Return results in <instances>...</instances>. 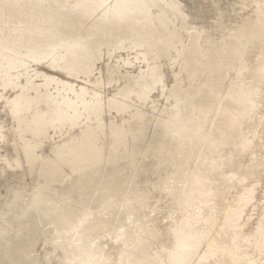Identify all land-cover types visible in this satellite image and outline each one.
I'll return each instance as SVG.
<instances>
[{
  "label": "bare ground",
  "instance_id": "6f19581e",
  "mask_svg": "<svg viewBox=\"0 0 264 264\" xmlns=\"http://www.w3.org/2000/svg\"><path fill=\"white\" fill-rule=\"evenodd\" d=\"M239 1L241 2L242 0ZM256 9H258V7ZM151 10L158 11V15L153 17ZM183 14L184 7L176 0H58L56 4H51L48 0H0V88L3 92L7 90L11 92L19 91L14 97H7L5 99H7V104H10V108L12 109L11 113H13V117L16 121L19 119L25 121L22 116L28 115V123H18V126H20L19 128L21 129L24 128V130L29 131L30 129L33 132V137H31L26 145H23L27 152V156L26 154L25 156L29 163H31L29 166L32 168V174L34 175L36 171H40L38 175L43 181L42 186L34 190L32 198L27 195L28 192H15L11 202L5 205L7 212L1 215V219L2 221H6L8 226H5V230L0 231V257L7 256L10 259V264H35L36 262L37 264H42L38 258L33 257L35 256L34 247L37 238L40 236L41 226L50 225L54 230L57 229V236L61 237L59 238V248L65 250L66 253H74L73 258H77V254L79 258L80 255L85 256L81 259L85 258V260H87L86 257H89L90 264H108L106 262H101L107 259L108 262L111 260L110 258H114L111 260L112 264H178V260H173L175 259L174 257H167L161 261V257L148 253V244L153 246L154 241L148 238L149 236L147 234L144 236L140 234L139 236V232L137 233L136 231L140 226L139 215L143 214V217L145 215L147 199L139 202V199H137L140 197L139 190L130 189L129 184H122V182L129 179L127 176H124L125 180H121L122 176L118 171L115 172H118L117 174H109L104 180L101 179L102 166L105 161L104 155H106L107 165L115 163L114 165L118 166L122 164V160L116 161L117 153L111 155L117 148L114 150L113 148H109H111L112 145L114 147L117 144H126V141L130 139H132L134 143L139 144L138 139L140 140L145 136V129H143V127L146 124L145 121L150 120V118L148 119L143 111L148 107V104H150L148 101L157 89L161 87L163 89L165 86L166 77L163 73L164 65L162 64L164 60L172 64H181L179 65L181 70L174 74L173 82L169 89L168 99L173 100L171 101L172 105L163 113L167 116L164 120L165 126L167 127L164 130L165 140L169 141L168 147L172 153L167 161H170V165H172L170 166L172 167L171 170H178V176L172 179L174 180L173 182L177 180V182L181 183V187L188 185L187 181L191 180L189 177L192 175L191 173L194 169H196L195 156H197V154H202V149L205 148L202 146V144L205 143V141L204 143H202L203 140L201 141V139H203L202 137H204L202 133L204 132L206 135L209 128L212 127L213 124L215 125L213 118L220 112L219 103L227 107L225 104L230 98L228 97L226 99V94L223 95L221 89L224 90L222 84L224 85L226 82H224L223 78L224 76L226 78V72L230 70L229 68L235 67L236 70V67H240L243 71H245V68H248L249 71L247 74H250V78L244 76L245 78L243 77V79H240V84L242 83L245 87L257 92L256 94L253 92L251 95H244L240 91L242 94L241 100L237 104L231 100L232 103L236 104V106H233V108H236L234 110L235 113L244 112L242 114L247 113L249 117L255 110L254 105H256L249 103H255V98L257 99L258 94L263 92L261 89H264V75H260V72L264 70V56L258 58L255 55L257 51H259V53H264V49L260 50V47H264V21L260 23L261 20L259 19L258 21L256 15L247 12L245 14L247 17L244 16L242 18L243 20L239 18L241 23L244 21L243 27H240L244 29V32L242 31V33H239V36H237L238 31L237 34L235 33L234 36H230L231 39H229L228 36L223 35L222 32L221 34L223 36H219L214 31L216 30V23H218V21L220 22L221 30L224 28L225 19L227 20L229 18L227 10H223L222 13L216 14L213 18L215 25L211 28H204L205 30L187 29L186 23L190 19ZM169 16L171 17L169 18ZM174 18H176L177 22H173ZM177 23H181L180 27L177 26ZM104 48H106L107 56L112 58V60L118 54L128 57L126 60L122 57L119 61H121L126 68H135L139 71L133 74L127 70V74H122L119 67L111 69L109 73L110 82H116L119 85V82H122L124 78L128 82L124 83V86L127 84L124 90L122 89L119 91L118 96L121 97L119 99L123 101L116 99L108 103L109 110H115L118 116H122L120 120H111V126L102 125V118H104L102 112L105 110L106 104L101 102L103 95L94 89L100 85L98 83L96 84V81H91L95 63L102 60ZM178 49L179 51L182 50L184 55H179L175 59H172L171 55L174 53L176 54ZM122 50L125 54L122 53ZM131 56H135V61L143 62L145 68H141L143 67V64H141V67L138 69L134 60L129 61ZM45 63L48 64L49 67L76 79H85L89 76L88 79L91 84H89L87 88L81 87L80 89H75L74 85L70 83L58 80L53 76L37 73L36 70L33 69L35 65ZM106 65L107 68L110 67V63ZM98 67L99 65L95 68L97 69ZM232 75L233 77H230L228 74V80H225L228 81V85H225L226 92L228 87L230 89V85H236V82H239H234L236 73L234 74L233 72ZM21 78H24V80H20ZM37 79H40V82H38L39 84L35 83ZM116 79H118V81H115ZM186 85L188 86L185 87ZM240 87H242V85ZM249 89L248 91L251 92ZM31 91L34 94L30 95ZM3 92H0V99L4 98L2 95ZM236 93L239 94V92ZM261 95L264 94L261 93ZM88 97L94 98L95 103L89 101L91 98L88 99ZM58 99H61V101H58ZM259 103L261 104L260 101ZM90 104L92 109L89 108ZM100 109L101 111H99ZM218 109L219 112L217 113ZM95 112H97V117L95 116L94 119H90ZM227 112H229V110H226L225 113ZM84 115H86L85 118ZM226 118H228L227 115ZM86 119L97 124H89L92 126L89 131H84L87 129L86 126L81 127L78 131H74L69 134L67 138L59 141L56 145L52 144V142L50 143L51 149H54L52 152L57 154L54 155V159H51L50 163H46V159H44L43 156L37 154L33 155V151L36 147L38 148V145L44 141V139L45 141L50 140V131H48L50 128H48V126L52 129L57 128L59 130L63 128L72 129L71 127L73 125H78L80 121ZM219 119L222 118L219 117ZM223 121L224 120H222V122ZM12 122L17 125L14 121ZM159 123H162V119L159 120ZM227 123L229 124V122ZM224 124H222L223 127ZM256 125L257 124H255V126ZM108 127L110 130H107ZM214 129L217 130V127ZM262 129L261 126L260 132ZM214 132L215 131H213V133ZM260 132L257 133L258 136ZM219 136L220 135H218L217 138ZM24 141L25 140H23V142ZM211 143L212 142H210V144ZM129 148L131 150L130 146ZM235 153L236 152H234V155ZM109 155L111 156L109 157ZM120 157L125 158L127 155L123 154ZM36 158H39V160ZM234 158L236 159V157ZM172 160H174V162ZM56 161L60 163L64 162L65 165L74 168L76 174L71 173V175L64 178V181H67L66 179L72 175L73 177L74 175H78L80 178L79 181L75 182V184H79L75 186V189L69 192L62 191L60 195L56 192L53 193L55 191V186L52 185L57 170L56 167L51 164L56 163ZM190 161L192 163L191 168L187 169L189 165L187 162ZM227 164H230V162ZM103 170H106L105 166ZM135 170L136 168L133 167L131 172L132 177ZM206 174L207 173L204 175ZM227 176L228 175L225 174L223 183H227ZM190 182L192 183V181ZM171 184L172 183L169 185ZM236 187L238 186L236 185ZM224 188L225 187L222 186L219 190L214 191H216V194L220 193L224 195ZM175 190H177V188ZM202 191L203 195L200 194L199 197L195 196L197 199L187 203V207L191 208L192 212L196 203H206L210 195L206 193V190L204 191L202 189ZM192 192L193 191H191V195ZM65 193L68 194V196L66 195L67 197L63 196ZM74 194L78 196L74 198L72 196ZM163 194L159 195L160 199L164 198ZM178 194L176 193V196ZM184 199H186V197ZM94 200L108 206L114 205V207L112 210L108 207L107 211H109V213L97 211L96 214L99 216L101 215V218H96L95 214H92V212L88 210L90 208L89 203L93 204L91 202H95ZM134 201L138 204L135 203V205H133ZM180 201L182 202V200ZM87 206L89 207L88 209ZM216 209L224 211L228 208L217 206ZM170 210L171 208L169 209V206L166 205L160 210V214L167 215ZM122 211H131L130 213L138 215L135 217L137 219L135 221V223L137 222L136 225H130V228L126 231L129 233L128 236H130V238L128 237L127 241L121 245L117 243L120 247H115L114 249L116 250L113 249L114 251L111 250L112 252L109 251L104 253L102 250L103 254L100 256L99 252L101 246H96V240L100 235V230H104V228L105 230H112L115 228V232H117L119 230L118 228H125L126 220L127 218L129 219V215L128 217L126 215V218L124 215L123 217H119L122 215ZM199 212V210H196L192 214L198 215ZM232 212L233 211H231V213ZM226 213L227 211H224V213L219 214L223 217L220 222H223L224 225L219 223V225L213 229V225L216 222L209 217L206 218V221L200 226L198 225L199 231L197 230L198 228H196V232L200 233L199 236L202 238L204 236L203 232H208L209 228L213 227L212 230H215L211 232L213 236L211 237L210 235L207 241L204 240L206 244H203V246L206 245V248L208 247V249H210L216 246V244H220L221 247L219 248H221V250L218 252L224 253L223 257L220 259L221 261L219 260L220 264L230 261L229 259H231V257H225L227 253L233 251V248L230 247L234 245V239L232 242V238L228 236L229 239H227L222 235L224 234L227 236L228 233L225 231H230L231 227L234 226L232 221L226 219ZM158 217H160V215ZM229 218L231 220L234 219L232 216H229ZM180 221L181 218L173 227H177L175 233L181 230V228L183 229V226H186L183 224V226H181ZM227 223H229L228 227ZM159 226L160 227L153 233V237L157 236L159 238L158 244L170 249V245L173 243L174 238H167L168 227L166 225L160 224ZM195 227L196 226H193L192 229H189L190 232ZM144 229V231L151 234L150 230L153 228H151L149 232V228L147 230L146 228ZM233 233H231V235ZM179 234L181 236L180 231ZM207 236L209 235L207 234ZM138 237L139 240L137 239ZM186 237L188 238V236ZM228 240L230 241V247L227 245V247L225 246L223 248L221 244L226 243ZM187 241H185L186 244ZM128 242L131 246H124V244H128ZM136 242L138 245L135 244ZM176 242L178 241L176 240ZM201 242L202 241H200V244H202ZM178 244L180 245V243ZM236 244L237 242L235 246H237ZM193 247H195V245ZM193 247L190 248L192 249ZM202 249L204 248H201V250ZM111 253H114L115 256L110 257ZM233 254L237 256L236 253ZM103 255H106V258L104 256L103 259ZM177 255L176 253V256ZM70 257H72V254ZM153 258L156 259L152 260ZM61 262L62 261H60V263ZM79 262H81V260ZM231 262L234 264L233 261ZM74 263L76 264L77 262L75 261ZM44 264H46V261H44ZM54 264L58 263L55 262ZM237 264L244 263L238 261Z\"/></svg>",
  "mask_w": 264,
  "mask_h": 264
},
{
  "label": "rangeland",
  "instance_id": "374dc122",
  "mask_svg": "<svg viewBox=\"0 0 264 264\" xmlns=\"http://www.w3.org/2000/svg\"><path fill=\"white\" fill-rule=\"evenodd\" d=\"M48 1L51 4L58 3V0L57 1L56 0H48ZM176 1H178L180 3V5H182L184 7V14L186 15L187 18L190 19L186 23L187 29H204L207 27L211 28L213 25H215L214 21H213V18L215 17V15L222 13L223 10H227L228 14H229V18L227 20L225 19L224 28L221 30L220 22L218 21V23H216V25H217L216 30H214V31L219 36L227 35L229 39H231L230 36H234V34L235 33L237 34L238 31L239 32H238L237 36H239V33H242V31L244 32V29H242L240 27H243L244 21H242L243 20L242 18L244 16L247 17V15H245L247 12L256 15L258 21H259V19L261 20L260 23H262L264 21V18H263L264 17V4H263L264 0H262V1H260V0H253V1L252 0H242L243 2L242 1L240 2L239 0H213V1L212 0H176ZM246 1H247V3H246ZM243 3H244V5H243ZM257 7H258V9H256ZM231 8H232V10L235 8L233 10L234 12L231 10ZM151 14L154 17V16L158 15V11H152L151 10ZM262 14H263V16H262ZM170 17L171 16H169V18ZM239 18L242 19L241 20L242 23L239 21ZM167 19H168V17H167ZM145 20H147V19H145ZM173 22H177L176 18H174ZM177 24H174V25H177L178 27H180L181 23H177ZM172 29H173V27H172ZM232 29H233V31H232ZM236 29H237V31H236ZM221 32L223 35L221 34ZM263 34H264V28H263ZM179 49L176 51L177 52L176 54L174 53L171 55L172 59H175L179 55H181V56L184 55L182 50L179 51ZM263 49H264L263 46L260 47V50H263ZM122 53L125 54V52H123V50H122ZM102 55H103L102 60L95 63V67L98 65H99V67L97 69L94 67V72H93L94 76L91 75V81L92 82L96 81V84L98 83L100 85L98 87H95L94 89H96V91H98L100 94L103 95V99L101 100V102L106 104V106L104 108L105 110L102 112V115L104 114V118H102V125L103 126L104 125L105 126L106 125L111 126L112 125L111 120H115V121L120 120V118H122V116H118L116 113L115 114L109 113V111L111 109L109 110V107H108L109 104L108 103H109V101H115L116 99L121 98L120 96H118L119 91H121L122 89L124 90V87L127 86V84L124 86V83L127 82L125 80V78L123 80L121 79L122 82L120 81L119 85L116 82H110L109 73L111 72V69L119 67V69H121V71H122L121 72L122 74H127V70L129 72H132L133 74H135L136 72H139V71H137V69H135V68H132V69L126 68L122 64V62L119 61L120 58H122V57L125 60L128 59V57H126V56L118 54L112 60V58L107 56L106 48L103 49ZM255 55H256V57L259 58V57L264 56V53H259V51H257V53H255ZM134 57L135 56H131L129 61L134 60L135 65H137V67L139 69L141 67L140 65L143 64V62L135 61L136 59ZM171 58H170V60H171ZM108 63H110L109 68L106 67L107 66L106 64H108ZM170 63L171 62H168L165 60L163 61V63H162L164 65L163 73L166 77V80L164 83L165 86L163 87V89H162V87L157 89V91L152 95V97L148 101V103H150V104H148V107H146L145 110L143 111L147 115L148 119L150 118V120L145 121L146 124L143 127V129H145V131H144L145 136L140 140L138 139L139 144L134 143V141L132 139H130V140L126 141V144H123V145L117 144L114 147L112 145L111 148H109V149H112V148H113V150L115 148H117V149H115L111 153V155H115L117 153L118 155L116 157V161L122 160L121 161L122 164H120L118 166H115L114 165L115 163L107 165L106 155H104L105 161H104V164L102 166L101 179L104 180L109 174H117L119 172L120 175L122 176L121 180H125L124 176H127V178L129 179V180H125V182H122V184H125V183L129 184L130 189L133 188L135 190H139L140 197L137 198V199H139L138 200L139 202L141 200L147 199L146 202H147L148 207L146 206V211H145L144 217H143V214L139 215L140 216L139 217L140 218L139 219L140 226L137 228L136 231H137V233L139 232L138 233L139 236H140V234L141 235L143 234L142 236L147 234L149 236L148 238H150L152 241L155 242V243L153 242V244H154L153 246H151V244H148V246H149L148 247V253L151 255L153 254L154 256L156 255L158 257H161L160 258L161 261L167 257H169V258L174 257L175 259H173V260H176V261L178 260L177 261L178 264L179 263L186 264V261H187V264H220L219 260L224 255V253L222 254V252H218L221 250V248H219V247H221L220 244H216L217 247L216 246H214L213 248L209 247L210 249H208V247L206 248V245L203 246V244H206V242L204 243V240L207 241V239L211 235V232L215 231V230H212V228L214 227L213 229H215L219 225V223L223 224V222H220V220H222L223 217H222V215H219V214H222V213H224V211H227L226 219L227 220L229 219L234 224V226L231 227L230 231H228V232L225 231L226 233H228L227 236L222 234L227 239L232 238V242L234 239V245L232 247H230V243H229L230 241L229 240L226 241V243H223L224 245L221 244L223 246V248L225 246L227 247V245L230 248H233V251L227 253V256L225 257V258L231 257V259H229L230 261H228L227 263L230 262L229 264H233L231 262V261H233L234 264H237V262L240 261L244 264H264V169H263L264 168L263 167L264 166L263 165L264 164V117H263V115H264L263 114L264 113V107H263L264 106V95H261V93L264 94L263 93L264 89H261V91H263V92H260L258 94L257 99L255 98V100H254V101H256L255 103H249V104H256V105H254V109H255L253 111L254 113L252 112L250 114L251 116L249 115V117H248L247 113L242 114L244 112L235 113L234 110L236 108L235 107L233 108V106H236V104L241 100V95L242 94H244V95L250 94L251 95V94H253L254 90L249 89L248 87H245L242 83L240 84V82H241L240 79L241 78L243 79L244 76L247 78H250V74H247L249 71L248 68H245V71H243L240 67H236L237 68L236 70H235V67L229 68L230 70L227 71L228 73L226 72V78H225V76L223 78L224 82H226V83H224V85L222 84V86H224V90L221 89V91H223V95L226 94V99L228 97L230 98L226 101L225 105H227V107L224 106V104L220 105V104H222V103H219L220 101L218 102L220 112L218 109L217 113L219 112L218 113L219 115L216 114L215 117H217V118H215V117L213 118V121L215 123V125H214L212 122L213 129H212V127H210L211 129L209 128V131L206 132L207 133L206 135L204 132L202 133V136L204 135V137H202L203 139H201V141L203 140L202 143H204V141H205V143H204L205 145L202 144L203 148L204 147L205 148L202 149V152H201L202 154L196 153L197 156H195V159L199 160V161L197 160L198 162L195 160L196 169H194V171H193L194 173L193 172L191 173L192 177L191 176L189 177V179H191V180L187 181L188 185L187 186L183 185L184 187H181L182 186L181 183L177 182L176 179H175L176 180L175 181L176 183H175V182H173L174 180L172 179L173 177L178 176V173H177L178 170L177 169L171 170L172 167H170V166H172V165H170V161H167L172 153L168 147L169 141L165 140V133H164V130L167 128L165 126L164 120H165V118H167V116L164 115L163 113H165L167 108H169L172 105L171 101H173V100L168 99L169 98L168 97L169 89H170L171 84L173 82L174 74L181 70V68L179 67V65H181V64H176V63L170 64ZM168 65H170V68ZM141 68H145L144 64H143V67H141ZM33 69L36 70L37 73H43L44 75L53 76L58 80L70 83V84L74 85L75 89H80L81 87L87 88V87H89V84H91L90 80L88 79L89 76H88V78H85V79L84 78L76 79L74 77H71L67 74H64L58 70H55V69L49 67L48 64H46V63L40 64V65H35V67ZM239 69H240V71H239ZM95 70H97V71H95ZM231 70H232V72H231ZM261 70H262V68H261ZM233 72H234V74L236 73L234 82H236V81H239V82H236V85H230L231 90L227 86L228 90L226 92L225 85H228L227 84L228 81H225V80H228L227 79L228 74L230 77H233V75H232ZM261 72H260V75L261 76H262V74L264 75V70H262ZM238 74H240V75H238ZM242 74H243V76H242ZM236 76H238V77H236ZM20 80H24V78H21ZM115 81H118V79H116ZM38 82H40V79H37L35 83L39 84ZM87 82H89V83H87ZM241 85H242V87H240ZM187 86L188 85H186L185 87H187ZM235 86H237V87H235ZM248 89L251 90V92L248 91ZM240 91L242 94L240 93ZM0 92H3L1 90V88H0ZM18 92L19 91L11 92L10 90L4 91L2 94L4 98L0 99V231L5 230V226H8L6 221H2L1 215H3V213L7 212V208L5 207V205H7L9 202H11V199L13 198L14 193L15 192H28L27 195H29V197L32 198V194H33L34 190H36V188H39L40 186H42V183H43V181L40 179V177L38 175V173L40 171H36L34 173V175L32 174V168H31V166H29L31 163H29V161L26 159L27 152L23 146V145H26V143L31 139V137H33V132L30 129H29V131L24 130V128L21 129V128H19L20 126H18V123H20V124L21 123H23V124L28 123V120H27L28 115L22 116V118L26 122L22 121L20 119L16 121L13 117V113H11L12 109L10 108V104H7V99H5L7 97L8 98L14 97ZM236 92H239V94ZM163 93H164V95H163ZM254 93L256 94L257 92L255 91ZM32 94H34V93L31 91L30 95H32ZM233 95H235V96H233ZM90 98L91 97H88V99H90ZM94 100H95L94 98H91L89 101H92L95 103ZM119 100H122V99H119ZM231 100H232V102H236V104L232 103ZM2 101H4V102H2ZM58 101H61V99H58ZM259 101L261 102V104L259 103ZM218 103H217V105H218ZM89 108H91V104L89 105ZM232 108H233V110H232ZM226 110H229V112L225 113ZM99 111H101V109ZM233 111H234V113H233ZM99 114H100V112H99ZM221 115H222V117H221ZM226 115L228 118H226ZM95 116L97 117V112H95V114L92 116L93 118L91 117L90 119H94ZM236 116H239V117H236ZM85 117H86V115H84V118ZM219 117L222 119H219ZM160 119H162V123H159ZM235 119H236V121H235ZM88 120L89 119L80 121L78 123V125H73L71 127L72 129L63 128L62 130H59L57 128L52 129L51 127L48 126V128H50L48 130V131H50L49 132L50 140L45 141V139H44V141H42L38 145V148L36 147V149L33 151V155L37 154V155L43 156L44 159H46V163H50L51 159H54V155H57L55 152H52V151H54V149H51L50 143L52 142V144H55V145L58 144L59 141H61L64 138H67L69 136V134L73 133L74 131H78L83 126H86V128H87L84 131H89L92 128V126L89 124L93 125V124H97V123H93L92 121H88ZM222 120H224V121L222 122ZM231 120H233L234 123L235 122L236 123L234 124L233 121H231ZM12 121L17 123V125H15ZM226 121L229 122V124ZM252 121H253V123H252ZM222 124H224V127L222 126ZM255 124H257V125L255 126ZM227 125L229 126V128ZM261 126L263 129L260 132ZM216 127H217V130L214 129ZM222 127L224 128V130ZM257 127H259V128H257ZM230 129H231V131H230ZM109 130H110V128H109ZM213 131H215V132L213 133ZM259 132H260V134L258 136L257 133H259ZM222 134L225 136V138ZM215 135H217V136L220 135V136L217 138V136H215ZM207 137H208V139H207ZM242 137H244V138H242ZM260 137H261V139H260ZM215 138H217V139L214 140ZM23 140H25V141L23 142ZM130 142H131L132 146L130 145ZM210 142H212L213 144L212 143L210 144ZM47 144H49V145H47ZM129 146L131 147V150H130ZM214 148H216V149H214ZM253 148H254V150H253ZM232 149H233V151H232ZM24 150H25V152H24ZM227 150H229V151H227ZM234 152H236L237 154L235 153V155H234ZM25 154H26V156H25ZM123 154L127 155V157L121 158L120 156H122ZM223 154L226 156H224ZM111 155H109V157ZM199 155H200V157H199ZM231 155H233V156H231ZM132 156H133V158H132ZM234 157H236V159ZM36 159L39 160V158H36ZM176 159H177V157H176ZM225 159L226 160L228 159L227 162ZM247 159H248V161H247ZM172 161L174 162V160H172ZM236 161L239 163H237ZM229 162H230V164H227ZM187 163L190 165V166L189 165L187 166V169L191 168V164H192L191 161L187 162ZM187 163H186V165H187ZM51 165H54L56 167V170H57V174L54 177V183L52 184L55 186V189H54L55 191L53 193L56 192L60 195L62 191H64V192L72 191L73 189H75L76 185H79L77 183L75 184V182L80 180L78 175H74V177H73V175L69 176L68 179H66L67 181H64V178L67 177L68 175H71V173L76 174L73 167L65 165L64 162L60 163L57 161H56V163H53ZM197 165H198V167H197ZM212 165H213V167H212ZM104 166L106 167L105 171L103 170ZM221 166H222V168H221ZM133 167H135L136 170H135L134 175L132 177L131 172H132ZM177 168H178V166H177ZM208 169H211V170H208ZM116 171H118V172L115 173ZM216 171H218V172H216ZM243 172H244V174H243ZM202 173H204V174L207 173L210 175H207V174L204 175ZM224 173L228 175L226 178L227 183L226 182L223 183V179L225 176ZM195 177H197L198 179ZM192 178H193V180H192ZM207 180H208V182H207ZM190 181H192V183ZM204 181H205V183H204ZM169 182L172 184L169 185L170 184ZM173 183H174V187H173ZM175 185H176V187H175ZM206 185H208V186H206ZM236 185L238 187H236ZM170 186H172V187H170ZM222 186L225 187L224 188L225 189L224 195L220 194V193L216 194V191L219 190V188ZM162 188H163V190H162ZM174 188L175 189L177 188V190H175ZM184 188L188 189V190H185ZM169 189H172V190H169ZM202 189L204 191L206 190V193H209L211 196L209 195L208 199L206 200V203L205 202L196 203V205L194 206L195 208L193 207V212L196 210H199L200 212L198 213V215H194V214H192L193 213L192 209L187 207L188 206L187 203L189 201L197 199L196 197H199L200 194L203 195ZM214 190H216V191H214ZM169 191H171V192H169ZM173 191H174V193H173ZM191 191H193L192 195H191ZM211 191H212V194H211ZM176 193L177 194L179 193V194L176 196ZM160 194H163L164 198L160 199L159 198ZM66 195L68 196L67 193H65L63 196L67 197ZM72 196L75 198L78 195L74 194ZM184 196L186 197V199H184L185 198ZM180 200H182V202ZM183 200H184V202H183ZM94 201L95 202H91L93 204L89 203L90 208L88 207L89 206L88 205L87 209L89 208L88 210L90 212H92V214H95L96 218L97 217L101 218V215L99 216L98 214H96L97 211H99V212L104 211V213L105 212L109 213V211H107L108 207L110 210H112L114 207V205L108 206L106 204L100 203L99 201L97 202V200H94ZM216 202H217V204H216ZM135 203L138 204L137 202L134 201L133 205H135ZM182 203H184V204H182ZM163 204H165V205H163ZM190 204H192V203H190ZM166 205L169 206V209L171 208L170 212H168L167 215L160 214V210ZM182 205H183V208H182ZM217 206L218 207L220 206L222 208L226 207L228 209L227 210L225 209L224 211H222L220 209H216ZM91 208L92 209L94 208V209L92 210ZM184 208H186L187 210ZM147 210H148V212H147ZM231 211H233V212L231 213ZM130 212L131 211H122L121 212L122 215L119 216V217H123V215H124V217H125L127 215V217H128V215H129V219L127 218V220H126L125 228L124 227L118 228L119 230L117 232H115V230H116L115 228L112 230H105V228H104V230L103 229L100 230V235L98 236V238L96 240V243H97L96 246H98V245L101 246V248L98 247V248H100V252H99L100 256H101V254H103V252L104 253L109 252V251L112 252L111 250H113L115 247H120L121 244H123L125 241H127L128 237L130 238V236H128L129 233L126 231H128V229L130 228V225H133V226L136 225L137 222L135 223V221L137 219L135 217L138 216L137 214L130 213ZM156 213H158V214H156ZM159 215H160V217H158ZM214 216H217V217H214ZM229 216H232L234 219L231 220L229 218ZM209 217L212 218L214 220V222H216V223L213 225V227H210L211 229L209 228V230H211V231L208 230L209 233L207 231L206 232L202 231L204 233V236L202 237L203 238L202 239L199 236L200 233H198L196 231L197 230L199 231V226L203 222L206 221V218H209ZM157 218H159V219H157ZM180 218H181V221H180L181 226H183V225H186V226L185 227L183 226V229L181 228V230H178L175 233V232H173L175 229L173 227H174V225H176V223L179 221ZM193 218H195V219H193ZM190 220L191 221L193 220V221L191 222ZM146 222H148V223H146ZM160 224L166 225L168 227L169 232L167 231V236H168L167 238L168 239L174 238L173 243L171 244L172 246L170 245V249L168 247H162V245H159L158 244L159 238L157 236L153 237V233L155 232V230H157L160 227L159 226ZM228 225H229V223H227V227H228ZM193 226H196V227L190 232L189 229H192ZM144 228H146V230L149 228L148 232L151 228H153L154 230L153 229L150 230V232H151V234H150V233H147V231H144L145 230ZM196 228H198V229L196 230ZM201 230H203V229H201ZM56 231H57V229L54 230L53 228L50 227V225L41 226V232L42 233L40 232V236L37 238L36 245L34 247V255H35V256H33L34 258H38V260L41 261L42 264H44V261H46V264H54L55 262H57L58 264H63V263L64 264H69V263L75 264L74 263L75 261L77 262L76 264H83V263L84 264H86V263L90 264V260H89L90 258L89 257H86L87 260H85V258H83L84 259L83 260L81 258L85 257V256L80 255V258H79V255L77 254V258L76 257L73 258L74 253H71V252L66 253L65 250H63L62 248H59V246H58V245H60L59 238H61V237L57 236ZM105 231H106V233H105ZM179 231L181 233V236L179 234ZM107 233H109V234H107ZM177 233L180 237L177 235ZM231 233H233V234L231 235ZM207 234L209 236H207ZM186 236H188V238ZM196 236L198 239L196 238ZM212 236H213V234L211 235V237ZM228 236H229V238H228ZM191 237H194V238H191ZM110 238H111V241H110ZM137 239L139 240V237ZM195 239H197V240H195ZM176 240L178 242H176ZM179 241H181V242H179ZM185 241H187V244ZM200 241H202L201 242L202 244H200ZM196 242L197 243L199 242L198 245ZM236 242H237V244H236L237 246H235ZM40 243H42V244H40ZM117 243H119L120 245ZM178 243H180V245ZM181 243H182V245H181ZM189 243H191V244H189ZM126 244L127 243H125L124 246H126V247L131 246L129 244V242L127 245ZM135 244H137V242ZM193 244L195 245V247H193L194 246ZM198 246H200V247H198ZM190 247H193V248L191 249ZM236 247H238V248H236ZM201 248H204V249L201 250ZM102 250H103V252H102ZM114 250H116V249H114ZM149 250H151V251H149ZM234 250H237V251H234ZM183 252H185V253H183ZM32 253H33V251H32ZM69 253L72 254V257H70L71 254L68 255ZM176 253L179 255V256L177 255L178 257L176 256ZM233 253H236L237 256ZM64 254H66V255H64ZM104 256L106 258V255H103V257H102L103 259H104ZM113 256H115L114 253H111L110 257H113ZM175 256L177 257V259ZM74 259H76V260H74ZM79 259L81 260V262H79L80 261ZM110 259L113 260L114 258H110ZM155 259L156 258H153L152 260H155ZM9 260L10 259L7 256L0 257V264H10ZM107 260L106 261L103 260L101 263L106 262L108 264H112L111 260L108 262H107ZM170 260H172V259H170ZM60 261H62V262L60 263ZM182 262H184V263H182ZM227 263L224 262V264H227ZM35 264H37V262Z\"/></svg>",
  "mask_w": 264,
  "mask_h": 264
},
{
  "label": "water",
  "instance_id": "95a60500",
  "mask_svg": "<svg viewBox=\"0 0 264 264\" xmlns=\"http://www.w3.org/2000/svg\"><path fill=\"white\" fill-rule=\"evenodd\" d=\"M169 68H170V66H169ZM117 111H115V110H111V111H109V113H113V114H115ZM116 114H118V113H116ZM117 116V115H116ZM109 129V127L107 128V130ZM47 145H49V144H47ZM176 229V228H175ZM175 229H174V231L173 232H175ZM40 244H42V243H40Z\"/></svg>",
  "mask_w": 264,
  "mask_h": 264
}]
</instances>
